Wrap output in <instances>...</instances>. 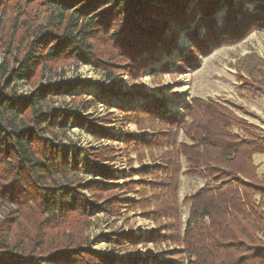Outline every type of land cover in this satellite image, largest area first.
<instances>
[{
	"label": "rangeland",
	"instance_id": "obj_1",
	"mask_svg": "<svg viewBox=\"0 0 264 264\" xmlns=\"http://www.w3.org/2000/svg\"><path fill=\"white\" fill-rule=\"evenodd\" d=\"M218 2L221 6L215 12L214 23L213 19L198 16L189 24L191 29H197L199 39L207 37L215 28L219 29L218 35L226 36L250 24L240 13L249 12L246 4L240 7L238 0ZM49 20L50 13L39 0H16L12 5L0 6V100L8 97L19 100L15 104L18 112L14 127L3 125L1 134L29 128L34 138L33 149L38 151L42 143L58 149L62 145H75L87 153L100 149L106 157L98 163L116 170V179L105 182L90 174L92 169H86L85 164L91 159L85 154L75 158L69 151L68 165L79 171L64 177L53 175L46 183L80 182L103 188L95 195L97 202L93 190H81L85 198L94 203L89 216L67 225L51 221L49 225L45 223L48 227H40L38 220L42 216L37 215L33 202L16 205L0 200V220L15 212L13 217L17 224L12 231L15 236L24 237L26 232L35 234L47 228L43 254L54 251L59 244L65 249L106 257L111 264H194L189 249L199 247L193 246L198 242L195 223L186 231L191 204L188 198L205 180L184 173L186 164L181 156L179 171L171 172L172 176L176 175L175 190L166 188L171 170L162 164L159 156L165 152V147L189 142L181 131L180 122L190 120L184 108L191 106L194 97L212 98L227 105L238 121L231 129L242 138L249 139L250 134L264 135V30L256 28L243 39L218 48L210 45L207 56L194 47L184 32H179L168 43L169 53L160 45L162 37L156 40V50L134 51L117 41L124 32L116 29L119 21L114 18L93 42L95 56L110 65H93L68 56L44 59L45 48L50 46L47 41L52 36L44 32L49 28ZM44 39L47 46L43 44ZM32 43L37 47L29 53ZM195 64H200L197 69L193 67ZM23 65H28L31 71L28 77L20 79L16 74L18 69H24ZM39 94L43 96L40 100ZM31 98L36 115L42 114L38 116L41 119L34 117L30 109ZM143 105L165 112L167 116L171 114L173 118L170 122L159 121L141 111ZM63 111L68 114L64 123ZM91 122L92 127H102L112 138H94L86 129ZM0 123L3 124L1 120ZM161 130V135L168 139L159 137L158 141L156 135ZM153 137L155 141L151 143ZM7 139L9 146L14 145ZM2 157L0 154V159ZM5 159L10 163H1L0 173L10 171L11 175L15 161L7 155ZM256 163L260 165L258 176L263 177L264 161L256 159ZM109 197L120 207L116 204L114 211L101 207L96 212L102 200ZM63 229L65 233L61 234ZM199 250L211 261L213 256L204 253V248ZM196 263L208 264L200 260Z\"/></svg>",
	"mask_w": 264,
	"mask_h": 264
},
{
	"label": "trees",
	"instance_id": "obj_2",
	"mask_svg": "<svg viewBox=\"0 0 264 264\" xmlns=\"http://www.w3.org/2000/svg\"><path fill=\"white\" fill-rule=\"evenodd\" d=\"M14 1L16 0H0V6L12 5ZM218 1L39 0L45 11L50 13V31L44 32L52 35L49 41L43 40L44 46H47L44 42L50 43V46L45 48L44 59L50 61L68 56L84 64L110 65L95 56L93 42L105 32L109 20L114 18L119 21L116 29L124 32V36L119 37L117 41L134 51L139 49L152 52L156 50L157 38L162 37L160 45L169 53L166 47L168 43L172 42L179 32H184L192 40L194 47L202 52L203 56H207L210 45L218 48L221 44L243 39L256 28L264 30V0H238L241 2L240 7L243 4L249 7V12L240 13L250 24H246L243 30L236 29L226 36L218 35L219 29L215 28L207 33V37L199 39L197 29H191L189 24L194 23L198 16L200 19H213L216 10L221 6ZM251 10L256 12L252 13ZM228 13H231V10ZM34 47L37 45L32 43L29 53L35 51ZM151 57L154 58L153 53ZM133 62L136 63L135 60ZM199 65L195 64L193 67L197 69ZM23 68L25 70L18 69L16 77H28L30 67L23 65ZM37 98L42 99V94ZM33 100L30 99V109L34 111V117L40 118L42 114L36 115ZM18 101L12 97L0 100V120L3 122L0 123V154L3 155L0 165L3 162L10 163L6 161V155L8 158L13 157L12 160L15 161L11 165V175L10 171L0 173V200H8L16 205L33 202L37 215L42 216V219L38 220L40 227H48L45 223L49 225L51 221L59 223L58 225H67L73 220L82 221L81 217L89 216L94 203L87 200L81 190H93L91 192L95 198L97 192L103 191V188L80 182L50 185L46 183L47 179L53 175L64 177L73 171H79L75 166L68 165L69 151L75 158L85 154L88 160L91 159L90 163L85 164V168L91 167L92 171L89 173L105 182L116 179V170L107 164L98 163L106 157L102 156L100 149L87 153L85 149L75 145H62L58 149L57 146L42 143V148L38 151L33 149L34 138L29 128L13 130L12 134L2 135L3 125L14 127V117L18 112L15 104ZM184 110L188 112L190 120L180 122L181 131L189 142H181L176 147L167 143L169 148L165 147L166 150L159 156V160L169 166V174H176L179 171L178 159L182 156L186 164L184 173L194 174L205 180L203 186L188 198L191 204L186 231L191 228L192 222L195 223L198 242L193 246L204 248V253L213 257L208 261L200 254L199 248H190L189 255L193 257L191 262L197 264L200 260L208 264H264V176H258V166L253 160L255 154L264 155V135L250 134L251 138L246 139L233 132L231 126L238 124L237 118L229 111L227 105L212 98L194 97L191 106L185 107ZM141 111L155 116L162 122H170L169 119L173 118L171 114L167 116L165 112L160 113L156 108L146 105L142 106ZM62 113V116H65L62 122L64 123L68 114L65 115L64 111ZM86 129L96 139L112 138L102 127H92V122ZM161 132L162 130L156 135L158 141L159 137L168 139L167 136L161 135ZM154 137L151 143L155 141ZM7 138H10L14 145L9 146ZM172 174L166 181L169 183L166 188L174 191L177 181L176 175ZM172 182L173 186L170 185ZM95 201L99 200L95 198ZM112 202L110 197L105 198L101 205L96 207V212L101 207L105 211H114L116 204L120 207L116 200V203ZM14 213H9L0 220V264H111L106 257L74 251L72 248L65 249L59 244L54 251L43 254V248H46L44 231L47 228L35 234L26 232L24 237L15 236L12 233L13 226L17 224ZM64 233L65 229L61 230V234ZM12 234L14 238H11ZM36 238L40 240L31 245ZM36 250L39 252L36 253Z\"/></svg>",
	"mask_w": 264,
	"mask_h": 264
},
{
	"label": "crops",
	"instance_id": "obj_3",
	"mask_svg": "<svg viewBox=\"0 0 264 264\" xmlns=\"http://www.w3.org/2000/svg\"><path fill=\"white\" fill-rule=\"evenodd\" d=\"M200 98V97H199ZM206 99V98H205ZM256 159H262V161H264V155L263 154H255L253 156V160H254V164L258 166V169L260 167V165L258 163H256ZM258 169H257V173H258Z\"/></svg>",
	"mask_w": 264,
	"mask_h": 264
}]
</instances>
